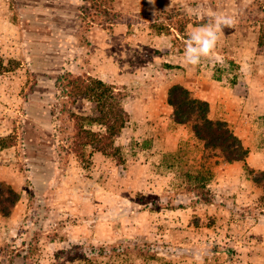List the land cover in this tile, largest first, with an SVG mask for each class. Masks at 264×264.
<instances>
[{
  "label": "rangeland",
  "instance_id": "1",
  "mask_svg": "<svg viewBox=\"0 0 264 264\" xmlns=\"http://www.w3.org/2000/svg\"><path fill=\"white\" fill-rule=\"evenodd\" d=\"M215 14L234 27L186 66L188 26ZM263 35L264 0H0V184L20 194L0 213V264H264ZM77 76L111 89L80 95ZM179 83L260 184L175 121ZM106 100L129 121L101 152L78 133L107 132Z\"/></svg>",
  "mask_w": 264,
  "mask_h": 264
},
{
  "label": "trees",
  "instance_id": "2",
  "mask_svg": "<svg viewBox=\"0 0 264 264\" xmlns=\"http://www.w3.org/2000/svg\"><path fill=\"white\" fill-rule=\"evenodd\" d=\"M261 38L263 44L264 35ZM70 83L75 87L76 92L83 96L96 92L98 89H103V94H107L111 89V85H107L101 79L91 80L81 76L72 78ZM107 100L104 105L109 109V113L101 121L106 125L107 132L92 131L81 126L78 133L82 140L81 143L79 141V144H94L101 152H105L109 145L114 144L115 137L120 135L129 121V113L123 105ZM169 104L174 108L175 121L191 126L195 136L204 143L206 152H209L207 154L222 157L229 164L241 162L243 167L249 171L251 179L258 184L261 183L260 179L253 176L254 170L247 161L249 148L243 144L226 120L214 119L210 115L211 108L207 100L195 96L187 86L179 83L170 89ZM19 199L20 194L17 190L11 186L0 184L1 214L10 216ZM211 252L216 253L217 250L212 249Z\"/></svg>",
  "mask_w": 264,
  "mask_h": 264
},
{
  "label": "clouds",
  "instance_id": "3",
  "mask_svg": "<svg viewBox=\"0 0 264 264\" xmlns=\"http://www.w3.org/2000/svg\"><path fill=\"white\" fill-rule=\"evenodd\" d=\"M149 2L155 5V0ZM234 25L235 20L224 14H215L207 23L197 27L189 25L182 62L190 68H198L205 61H212L216 57L223 29Z\"/></svg>",
  "mask_w": 264,
  "mask_h": 264
},
{
  "label": "crops",
  "instance_id": "4",
  "mask_svg": "<svg viewBox=\"0 0 264 264\" xmlns=\"http://www.w3.org/2000/svg\"><path fill=\"white\" fill-rule=\"evenodd\" d=\"M226 166H227V167L229 166V168H231V166L233 167V166H235V165H234V163H232V164L227 163Z\"/></svg>",
  "mask_w": 264,
  "mask_h": 264
}]
</instances>
